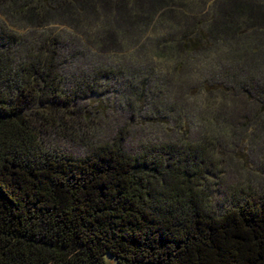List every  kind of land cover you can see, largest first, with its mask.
<instances>
[{"label": "trees", "instance_id": "trees-1", "mask_svg": "<svg viewBox=\"0 0 264 264\" xmlns=\"http://www.w3.org/2000/svg\"><path fill=\"white\" fill-rule=\"evenodd\" d=\"M101 77L176 136L48 143ZM241 101L264 111V0H0V264H264V191L213 158Z\"/></svg>", "mask_w": 264, "mask_h": 264}, {"label": "rangeland", "instance_id": "rangeland-1", "mask_svg": "<svg viewBox=\"0 0 264 264\" xmlns=\"http://www.w3.org/2000/svg\"><path fill=\"white\" fill-rule=\"evenodd\" d=\"M141 87L144 88V94H138L133 86L124 87L121 79L101 77L98 81L99 94L88 92L82 95L78 100V110L64 118L62 128L56 132L50 130L44 137L48 143L58 145L76 156L86 155L95 144L103 142L118 141L125 149L134 151L143 141H162L175 137L176 134L163 124L161 112H156L152 99L145 97L148 84L145 82ZM262 112L252 102L241 101L233 110L225 112L224 121L229 126L217 121L209 127L210 132L215 134L211 137L216 139L217 136L219 140L220 157L213 158L220 167V181L227 187L242 185L258 193L264 191ZM193 120L196 124L193 123L190 135L193 139H199L204 134L201 135L195 129L200 125L195 118ZM79 129H83L86 134L80 136ZM252 134L256 138L255 145L252 143V146H248V141L240 144L241 140H248L247 135ZM215 203L219 207V202Z\"/></svg>", "mask_w": 264, "mask_h": 264}]
</instances>
